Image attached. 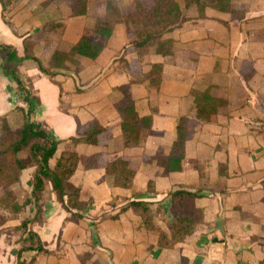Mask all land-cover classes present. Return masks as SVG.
<instances>
[{
  "label": "crops",
  "instance_id": "crops-1",
  "mask_svg": "<svg viewBox=\"0 0 264 264\" xmlns=\"http://www.w3.org/2000/svg\"><path fill=\"white\" fill-rule=\"evenodd\" d=\"M72 1L13 0L6 11L0 1V42L23 57L26 39H35V56L47 66L54 53L68 51L82 35L100 38L97 17L109 15V1L119 11L134 2L87 0V14L75 15ZM177 1L185 14L166 32L174 40L170 55L137 51L136 35L117 22L95 60L75 56L68 68L54 70L60 85L34 59L16 65L26 91L0 57V127L41 122L59 142L52 167L63 151L74 148L81 157L71 182L88 202L81 219L69 220L53 182L46 180L40 201L32 199L0 225V264H18L21 238L27 236L18 228L24 219L32 220L28 231L36 232L46 249L23 251L20 260L30 264H264V0H233L235 8L246 9L243 20L213 7L200 16L197 7ZM50 21L65 26L47 33ZM160 62L161 84L142 81ZM206 90L220 100L212 116L199 111L196 99ZM126 96L135 100L140 116H153L134 146L124 144L115 106ZM183 116L190 119L185 152L179 168L164 175L154 157L170 152ZM95 118L106 130L90 144L81 133ZM91 155L97 165L89 168ZM117 157L137 170L128 188L115 186L107 175L108 162ZM35 171L24 169L13 186L20 202L31 197ZM180 188L197 194L202 219L184 241L162 248L159 232L147 229L129 204L148 202L155 224L169 231L174 220L170 193Z\"/></svg>",
  "mask_w": 264,
  "mask_h": 264
},
{
  "label": "trees",
  "instance_id": "trees-1",
  "mask_svg": "<svg viewBox=\"0 0 264 264\" xmlns=\"http://www.w3.org/2000/svg\"><path fill=\"white\" fill-rule=\"evenodd\" d=\"M5 11L13 0H0ZM185 8L195 6L200 16H205L206 7L231 13L235 20H243L246 15L245 8H235L233 0H184ZM73 14H87V0H73L71 2ZM109 15L97 17L96 33L100 38L95 39L84 34L68 51H57L51 57L47 66L35 56L34 47L36 40L26 39L25 55H18L16 48L11 44L0 42V57L3 60L2 67L15 79L18 87L26 91L21 75L16 65L25 59H34L40 69L55 79L56 69L68 68V62L75 56H85L95 60L107 46V42L113 34L117 22H123L135 35L134 48L142 52L152 49L162 55H170L174 51V40L166 37V32L179 25L184 19V10L177 0H134L131 6L119 11V8L108 2ZM8 21V20H7ZM9 22V21H8ZM65 26L63 21H50L45 26L47 33H58ZM75 70L80 71V65L76 63ZM141 80L151 85L159 86L163 80V63H153L151 70L144 73ZM28 100V96H26ZM199 111L208 116L216 113L220 104L219 98L214 97L209 90L196 95ZM120 117V126L123 131L124 144L134 146L139 143L140 132L143 128L150 127L153 116H140L135 107V100L129 96L115 103ZM190 119L183 116L178 121L177 137L173 141L169 153L158 152L155 159L164 168V175L179 168L178 163L185 152L188 138ZM80 123H78V131ZM106 130L98 119H93L87 129L81 133L90 144H96L99 135ZM79 139H77L78 141ZM59 142L51 137L41 122L25 120L19 129H11L6 125L0 127V225L7 222L14 214L20 213L31 201L38 202L41 192L45 188L46 180L53 182L54 190L70 213L68 219L78 221L83 217L82 211L88 206V202L81 199L80 188L71 182V177L77 169L80 161L79 153L70 148L63 151L57 159L54 167L50 161L54 157ZM26 156H22L23 151ZM97 157L91 155L86 160L87 167H95ZM35 167L33 176V191L31 197H26L22 202L13 186L20 181L24 169ZM107 175L111 177L113 184L119 187H130L136 175V168L125 157H117L108 162ZM172 202L171 211L174 220L169 231H165L154 222L155 213L150 204L145 201H131L129 206L137 212L143 220L144 226L149 230L159 232L158 244L162 248H172L184 241L193 233L197 224L201 221L203 211L196 205L197 194L185 188H180L170 193ZM41 206L38 207V212ZM32 220H22L19 229L27 232V236L21 238L22 247L19 250L18 264H30L20 260L21 253L25 250H38L46 252L44 243L33 230L28 231V225ZM188 264V263H183Z\"/></svg>",
  "mask_w": 264,
  "mask_h": 264
}]
</instances>
